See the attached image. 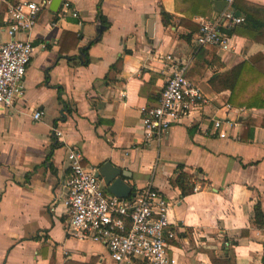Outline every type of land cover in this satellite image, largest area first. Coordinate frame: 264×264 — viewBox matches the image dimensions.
<instances>
[{"label": "crops", "instance_id": "0c3cea01", "mask_svg": "<svg viewBox=\"0 0 264 264\" xmlns=\"http://www.w3.org/2000/svg\"><path fill=\"white\" fill-rule=\"evenodd\" d=\"M22 1L47 3L34 28L16 36L31 44L33 56L12 108L0 111V264H115L102 244L68 234L72 149L96 171L104 164L121 170L129 198L146 188L163 195L174 234L167 254L174 264H264V229L254 223L257 204L264 215V107L238 106L257 95L264 100V77L245 74L234 105L229 91L215 92L208 84L244 61L264 57V46L234 35L229 52L193 43L198 20L213 18L224 0H102L110 26L89 47L85 67L79 65L80 49L101 31L98 0H0V43L8 41V6ZM66 1L77 18L60 15ZM255 8L264 9V0L236 1L230 9L243 18ZM163 13L169 16L166 25ZM198 50L208 69L196 68L188 81L207 103L173 125L162 142L146 141L142 109L160 99L171 64L190 62L188 74ZM36 110L43 112L39 121L33 120ZM214 120L238 125L228 139H219ZM250 121L257 125L244 132ZM178 165L202 182L199 191L181 197L171 186Z\"/></svg>", "mask_w": 264, "mask_h": 264}, {"label": "built area", "instance_id": "2783aa9c", "mask_svg": "<svg viewBox=\"0 0 264 264\" xmlns=\"http://www.w3.org/2000/svg\"><path fill=\"white\" fill-rule=\"evenodd\" d=\"M236 1L253 0H224L226 9L220 15L198 20L199 30L193 38L198 48L211 46L222 52L231 50L230 36L221 29L230 31L243 23V18L235 16L230 9ZM46 3L22 1L8 6L4 20L8 41L0 43L1 112L12 108L33 56L31 44L16 36L27 34L34 28ZM60 15L77 18V12L67 1L62 4ZM189 65L190 62H173L160 99L142 109L141 126L146 141L162 142L173 125L207 103L201 90L186 78ZM42 117L43 112L34 111L33 120L39 121ZM237 125L235 121L214 120L212 132L219 139H228L229 132ZM54 134L58 138L62 136L56 128ZM67 162L65 206L70 236L102 244L115 264L133 260L146 264H174L167 254V242L174 238V234L169 231L168 204L163 195L146 188L137 190L128 199L108 197L102 181L95 175L96 170L83 164L79 150H69ZM200 189L196 185L194 192Z\"/></svg>", "mask_w": 264, "mask_h": 264}, {"label": "trees", "instance_id": "16d2710c", "mask_svg": "<svg viewBox=\"0 0 264 264\" xmlns=\"http://www.w3.org/2000/svg\"><path fill=\"white\" fill-rule=\"evenodd\" d=\"M101 2L102 0H98L97 15H96L97 21L99 22V28L101 31L99 32L98 38H96L91 43H89L87 47L80 49L79 65L83 67L89 64V57H88L89 47L95 42H97L100 36L110 26L108 21L102 16ZM162 19L163 21H165V25H166V20H169V16L163 13ZM243 20H244L243 23L234 27L232 30L227 31V35L238 36L264 46V9L255 8V10L253 9L247 11L246 13H244ZM192 31H198V27L194 26ZM187 41H189V39ZM201 52H202L201 50L200 51L198 50V52H196L197 59L194 62L193 67L190 69L189 73L186 75L187 80H190L196 75V68L201 70L203 73L206 71V69H208V66L205 64V62H202L200 64ZM117 63H120V61ZM117 68H118V64L117 65L115 64L112 70H115ZM247 73L257 75L258 77H264V57L257 56L250 61H244L223 74H218L211 77L208 81V84L210 88L215 92L229 91L231 94L229 103L231 105H234L236 104L234 102L235 98L238 97L239 94L240 83L244 75ZM238 106L244 107L246 109H252V108L261 109V107H264V100L260 95H257L255 97H250L248 100L242 102L241 105ZM255 125L257 124L254 121H250L244 132L250 133L252 131L251 129ZM261 125L263 126L264 124L262 123ZM242 140L244 141V139H242L241 136V141ZM177 171H178L177 177L175 178V180H172L170 184L171 186L176 187L180 190L181 197H185L187 195H191L192 193H194V188L198 183H200L199 185L200 187H202V182L183 173L182 165L177 166ZM254 223L259 229H264V215L262 213L259 204H257L254 209ZM212 262L213 264H230L228 260L224 262L212 260Z\"/></svg>", "mask_w": 264, "mask_h": 264}, {"label": "water", "instance_id": "95a60500", "mask_svg": "<svg viewBox=\"0 0 264 264\" xmlns=\"http://www.w3.org/2000/svg\"><path fill=\"white\" fill-rule=\"evenodd\" d=\"M223 3V7H218V10H215V16L220 15L224 8L226 7L225 2ZM214 6H217V2L213 3ZM151 31H152V20L149 21L147 26V34L149 37H151ZM96 177L99 178L105 189L109 194H111L113 197H116L118 199H127L131 195V188L124 183V180L122 179L124 173L111 166L110 164H104L101 167H99L96 171Z\"/></svg>", "mask_w": 264, "mask_h": 264}]
</instances>
